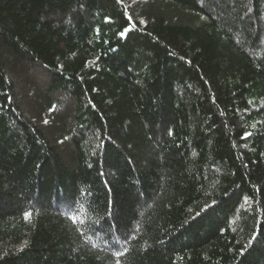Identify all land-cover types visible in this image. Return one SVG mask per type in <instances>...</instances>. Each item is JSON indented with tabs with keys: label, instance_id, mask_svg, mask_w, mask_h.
Segmentation results:
<instances>
[{
	"label": "trees",
	"instance_id": "16d2710c",
	"mask_svg": "<svg viewBox=\"0 0 264 264\" xmlns=\"http://www.w3.org/2000/svg\"><path fill=\"white\" fill-rule=\"evenodd\" d=\"M0 264H264V0H0Z\"/></svg>",
	"mask_w": 264,
	"mask_h": 264
}]
</instances>
